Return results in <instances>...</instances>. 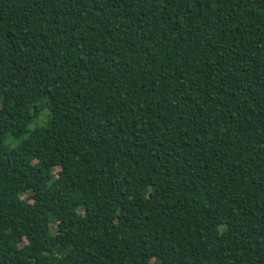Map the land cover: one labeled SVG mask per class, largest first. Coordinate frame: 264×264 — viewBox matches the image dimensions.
I'll list each match as a JSON object with an SVG mask.
<instances>
[{"label":"trees","instance_id":"1","mask_svg":"<svg viewBox=\"0 0 264 264\" xmlns=\"http://www.w3.org/2000/svg\"><path fill=\"white\" fill-rule=\"evenodd\" d=\"M0 264H264V0H0Z\"/></svg>","mask_w":264,"mask_h":264},{"label":"rangeland","instance_id":"2","mask_svg":"<svg viewBox=\"0 0 264 264\" xmlns=\"http://www.w3.org/2000/svg\"><path fill=\"white\" fill-rule=\"evenodd\" d=\"M48 121V116L43 113L41 116H40V119L38 121H36V123L32 126V129L36 128L37 126H42V125H45ZM20 140H16V139H12L10 138L7 143L11 146V147H15L18 143H19Z\"/></svg>","mask_w":264,"mask_h":264}]
</instances>
